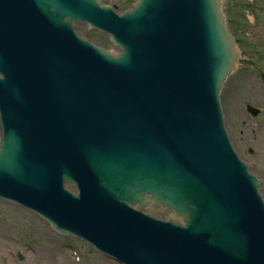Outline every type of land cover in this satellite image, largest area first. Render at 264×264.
Segmentation results:
<instances>
[{
    "label": "water",
    "instance_id": "1",
    "mask_svg": "<svg viewBox=\"0 0 264 264\" xmlns=\"http://www.w3.org/2000/svg\"><path fill=\"white\" fill-rule=\"evenodd\" d=\"M239 57L223 0H0V198L121 264H264L263 183L219 99Z\"/></svg>",
    "mask_w": 264,
    "mask_h": 264
},
{
    "label": "rangeland",
    "instance_id": "2",
    "mask_svg": "<svg viewBox=\"0 0 264 264\" xmlns=\"http://www.w3.org/2000/svg\"><path fill=\"white\" fill-rule=\"evenodd\" d=\"M230 1V8L235 14V29L240 36L243 49L242 65L238 73L227 84L221 95L222 108L230 140L239 156L248 162L261 160V150L249 154L248 144L241 137V110L245 106L242 96L250 90L248 84H258L253 71L256 67L264 69V14L259 12L264 4L262 0H239L244 2L245 10L235 9L237 0ZM104 4L113 5L120 13L132 9L136 0H101ZM242 10V11H241ZM248 18V31L242 27V20ZM247 22V21H246ZM80 36L90 39L96 46L117 50L110 37L97 32L86 25H77ZM116 54V53H113ZM1 138V132H0ZM261 148L264 147V142ZM154 217H163L167 211L152 210ZM79 256L74 258L72 251ZM23 256V260L18 255ZM0 264H117L109 257L96 252L87 243L65 237L54 232L42 218L30 214L24 209L8 202L0 201Z\"/></svg>",
    "mask_w": 264,
    "mask_h": 264
},
{
    "label": "flooded vegetation",
    "instance_id": "3",
    "mask_svg": "<svg viewBox=\"0 0 264 264\" xmlns=\"http://www.w3.org/2000/svg\"><path fill=\"white\" fill-rule=\"evenodd\" d=\"M227 1L228 0H225V12L227 15L228 25L236 40L240 44L241 38L238 35L234 24V20L236 19L235 14L230 8V1L228 3ZM262 3L264 4V0H262ZM233 6L237 10L238 8H242V10H245L244 2L242 4H239V0H237L236 4ZM259 12L264 14V9L261 7L259 9ZM246 21L242 20L241 23L242 27H244L248 31V18L246 19ZM253 74L255 75L258 84L252 82L251 84H248L250 90H245L244 88L242 100L245 106H243L241 110V137L245 139L246 143L250 142V145L248 144V147H250L249 154H253L254 151L258 153L262 149L261 160L253 163L254 167H252V170H254L256 174L264 180V147L261 148L260 143L261 141L264 142V81L262 78V76L264 75V69L256 67L253 71Z\"/></svg>",
    "mask_w": 264,
    "mask_h": 264
}]
</instances>
